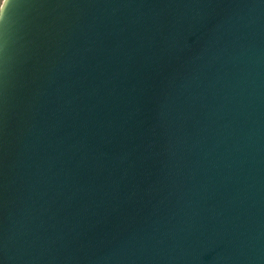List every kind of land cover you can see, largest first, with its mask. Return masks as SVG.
I'll return each instance as SVG.
<instances>
[{"label": "water", "instance_id": "1", "mask_svg": "<svg viewBox=\"0 0 264 264\" xmlns=\"http://www.w3.org/2000/svg\"><path fill=\"white\" fill-rule=\"evenodd\" d=\"M0 264H264V0H2Z\"/></svg>", "mask_w": 264, "mask_h": 264}, {"label": "crops", "instance_id": "2", "mask_svg": "<svg viewBox=\"0 0 264 264\" xmlns=\"http://www.w3.org/2000/svg\"><path fill=\"white\" fill-rule=\"evenodd\" d=\"M2 0H0V2H1Z\"/></svg>", "mask_w": 264, "mask_h": 264}, {"label": "rangeland", "instance_id": "3", "mask_svg": "<svg viewBox=\"0 0 264 264\" xmlns=\"http://www.w3.org/2000/svg\"><path fill=\"white\" fill-rule=\"evenodd\" d=\"M1 3V2H0Z\"/></svg>", "mask_w": 264, "mask_h": 264}]
</instances>
